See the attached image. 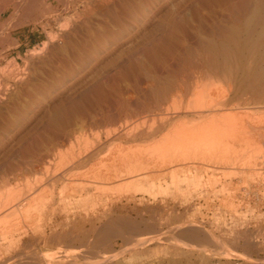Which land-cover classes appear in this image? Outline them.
<instances>
[{
    "label": "rangeland",
    "instance_id": "obj_1",
    "mask_svg": "<svg viewBox=\"0 0 264 264\" xmlns=\"http://www.w3.org/2000/svg\"><path fill=\"white\" fill-rule=\"evenodd\" d=\"M19 1L23 8L29 0H0L1 177L26 175L96 134L108 143L132 125L143 133L159 128L130 144L149 156L169 131L200 121L192 107L207 101L216 115L249 114L243 121L255 128L256 145L237 148L230 161L191 163L174 178L161 169L165 176L146 185L126 182L58 207L52 223L62 225L46 229L52 242L42 248L45 264H264V56L257 57L264 41L249 49L258 30L250 37L242 31L257 0H31L33 7L4 28ZM230 29L249 51L239 52L236 77L214 68L221 58L204 49ZM50 36L45 50L33 53ZM243 64L250 72L242 73ZM45 194L31 202L33 214L46 213L38 227L51 217ZM115 223L124 230L103 235ZM58 232L68 234L63 242ZM4 257L0 264L18 263Z\"/></svg>",
    "mask_w": 264,
    "mask_h": 264
},
{
    "label": "bare ground",
    "instance_id": "obj_2",
    "mask_svg": "<svg viewBox=\"0 0 264 264\" xmlns=\"http://www.w3.org/2000/svg\"><path fill=\"white\" fill-rule=\"evenodd\" d=\"M256 30H258V36L256 41L254 39V42L252 41L253 43H250V47L248 45L249 49H253L255 46L256 48H259V43L264 41L263 0H257L249 10L248 23L242 31H245L246 37L247 35L250 37L251 33ZM52 37L50 36L48 41L40 43L38 49H34L33 53H39L40 51L45 50L48 42L52 41ZM256 44L259 46L257 47ZM245 45L246 44H242L239 41L235 30L230 29L223 33L218 41L209 38L204 44V49L206 51L205 53H207L208 56H211V58L213 56L221 58L220 62L211 63L214 65V68H220L222 73L228 77H236L234 76L236 75L235 72L240 68L238 63L239 52L243 51V48L246 47ZM261 49L262 53L260 52L261 55L258 53V58L259 56H264V47H261ZM253 50L250 51V53H253ZM244 51H248L247 47ZM246 65H242V73H245L246 71L250 72L251 67ZM261 67L264 69V62ZM249 76L250 75H248V79ZM259 77L260 76H258V78ZM251 83L252 82L249 81V85ZM251 85L254 86V84ZM246 86L248 87V85ZM243 89L244 87L242 90ZM259 90L260 95L264 97V84ZM203 91L205 92V89L202 91L200 90V93ZM209 92L208 94H210ZM201 95L198 96V100H201L202 96L206 94ZM206 97H208V95ZM210 102H201L202 104L198 103L192 107L196 112L195 115L199 117L194 120H201L195 122L192 120L194 123H190V125L183 124L169 131L156 146L154 145L155 147L152 149L153 153L149 154V156L143 153V151L146 150L145 147L143 148L144 150L142 147V150H140V148H138L139 146L137 147V144H130L136 142L138 139L137 137L139 136L153 138V135L159 131V128L157 130L150 129L143 133L135 132L136 126L132 125L130 128L124 130L123 133L119 134L111 141H108V143H100L99 137L96 134V136L94 135L96 140L94 142L91 141L88 145H84L83 143L84 146H80V144H69L67 148L64 147V151L58 150L57 154H53V158L42 160V163L39 162V166L37 165L35 167V164L34 167L29 166L28 174L26 175L22 172L18 173L16 171L11 172V175L9 176H0V246H3V252H0V260L1 258L3 259L4 256H8L7 258L11 257V259L16 260L18 262L17 264H45L47 255L43 254L42 248L52 242L47 236L46 229L49 227L50 223V228L52 226L58 227L61 224L56 223V225H54L52 223L53 220H56L58 217L55 211L58 207H67V204L72 200L81 199L82 196L92 198L97 193L100 194L104 191L107 192L106 190L116 187L115 185H124L126 182L133 183V185H135L134 182H139L140 184L141 181L143 183V180L145 181L147 179L148 181V178L151 179V177H162L166 172H168L169 177L171 176L174 178L176 177L175 173L179 172L177 170L187 167L185 165L197 163L199 166L200 164H205L204 162L206 161H218L219 163L230 161L229 159L232 160L239 155L237 153V148H240V150L242 148L248 150L247 148L256 145V141L252 138V132L250 131V129L252 130L254 128L252 127L253 124L248 121L249 124L246 125L245 121H243L244 115L249 117V114L239 112L216 115L212 113L214 111H211ZM223 102L225 103L226 101ZM223 102L221 101V103ZM219 103L218 105H220ZM223 105L225 109H229L230 107L227 108V106H231L229 103ZM214 106L216 105L214 104ZM59 112L60 111L56 110L52 113L54 117H58ZM165 118L166 115L162 117V120ZM253 130H255V128ZM107 132L106 135L110 134ZM112 133L114 132L112 131ZM238 145L241 147H238ZM161 169L164 173L162 175L158 174V171ZM238 169H242V167H238ZM161 171L160 173H162ZM181 171L184 170L180 169V172ZM240 171L241 170H239V172ZM58 183L64 185H62V188L60 186V190L56 189V184ZM148 183L149 182H147V184ZM44 192H46L45 196H43L45 199L42 200L47 205V210H49L48 212L51 217L49 216V220L43 222L42 226L38 227L36 226L38 224L37 222L42 220L46 213H44L45 210L42 211V209H38L37 207V214H33L34 211H32V208L34 206L31 207L33 205L31 202L33 201V197H35L34 195L38 194L40 196L41 193ZM64 215L66 218L69 216L68 213H65ZM122 230H124L123 226H121L120 223H115V226L112 228L109 227L104 229L103 235L108 236L116 234ZM30 233L34 235L36 234L37 238L30 241L25 240ZM66 236H68V234L58 232L56 236L57 242H63ZM193 238L195 239V237ZM135 241L141 243L142 239H137ZM39 243H42L43 245L39 246ZM99 256L101 257V255ZM82 257L89 259L86 258L85 255H82Z\"/></svg>",
    "mask_w": 264,
    "mask_h": 264
},
{
    "label": "crops",
    "instance_id": "obj_3",
    "mask_svg": "<svg viewBox=\"0 0 264 264\" xmlns=\"http://www.w3.org/2000/svg\"><path fill=\"white\" fill-rule=\"evenodd\" d=\"M19 6H21V2L19 1L18 4L15 3L14 5V10L13 13L10 15V17L7 19V22L4 24L5 26H3L4 28H9L11 27L18 19V15H19V11L20 10H25V9H30L33 7V1L29 0L24 6L23 8H20ZM22 7V6H21Z\"/></svg>",
    "mask_w": 264,
    "mask_h": 264
}]
</instances>
